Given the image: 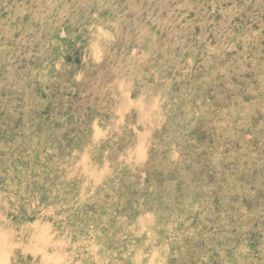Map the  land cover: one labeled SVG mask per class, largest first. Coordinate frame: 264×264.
Wrapping results in <instances>:
<instances>
[{
  "label": "rangeland",
  "instance_id": "374dc122",
  "mask_svg": "<svg viewBox=\"0 0 264 264\" xmlns=\"http://www.w3.org/2000/svg\"><path fill=\"white\" fill-rule=\"evenodd\" d=\"M0 264H264V0H0Z\"/></svg>",
  "mask_w": 264,
  "mask_h": 264
}]
</instances>
